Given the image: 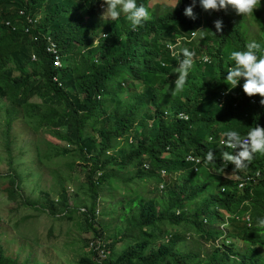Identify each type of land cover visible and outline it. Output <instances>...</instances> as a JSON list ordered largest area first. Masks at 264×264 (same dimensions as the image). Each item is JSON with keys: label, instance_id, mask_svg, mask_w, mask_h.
<instances>
[{"label": "trees", "instance_id": "trees-1", "mask_svg": "<svg viewBox=\"0 0 264 264\" xmlns=\"http://www.w3.org/2000/svg\"><path fill=\"white\" fill-rule=\"evenodd\" d=\"M148 2L136 0L150 18L133 28L123 12L116 21L102 18L104 0H0V112L1 103L7 104L0 121L6 151L0 166H7L0 170L2 189L12 199L20 192L15 153L27 150L15 135L14 121L21 115L32 132V161L41 179L49 171L54 183L44 196L58 197L43 198L35 210L53 221L71 220L82 211L76 197L86 196L84 228L93 236L84 245L97 242L94 247L103 254L111 252L101 259V252L90 247L80 264H264V228L258 227L264 219V180L253 176L264 172V154L256 153L242 171H233L231 163L222 171L221 153L239 149H219L221 133L264 127V106L251 104L242 89L230 88L224 80L234 63L232 51H246L251 41L264 49V40L252 37L248 27L264 28V0L246 16L231 8L216 11L222 32L216 31V18L202 16L207 11L199 0L193 6L196 19L184 15L192 0L162 10ZM197 29L204 33L203 47L195 51L199 58L183 91L174 93L178 75L166 64L183 57L171 47L178 38L192 40ZM49 38L63 66H55L57 52ZM30 62H39L41 70L26 73ZM209 150L216 158L212 162L206 161ZM208 170L221 179L209 195L211 180L200 178ZM75 180L72 207L67 186ZM242 181L244 188L239 187ZM218 209L227 217L225 229L213 227ZM182 225L195 240L181 233ZM200 238L226 248L217 246L202 256L191 242ZM237 241L243 246L233 250ZM23 258L0 240V264H28Z\"/></svg>", "mask_w": 264, "mask_h": 264}, {"label": "rangeland", "instance_id": "rangeland-1", "mask_svg": "<svg viewBox=\"0 0 264 264\" xmlns=\"http://www.w3.org/2000/svg\"><path fill=\"white\" fill-rule=\"evenodd\" d=\"M178 0H149L148 5L152 9H158L162 10L163 8H169L173 9L174 5H177ZM176 7V6H175ZM174 7V8H175ZM106 9V4L101 5L102 13H104ZM204 18L208 16H212L213 18H218V15L216 11L210 12V14L207 12H204L202 14ZM107 14H105L104 19H107ZM209 18V17H208ZM84 19H87L86 16H84ZM214 19V20H216ZM250 35L255 38H262L264 40V36H261L260 33L264 32V28L259 27L257 24H248ZM260 34V35H259ZM259 35V36H257ZM200 32H197V37L190 40L188 37L184 38H178V43L173 45L171 48L175 50L180 51V55L182 56L181 49L187 48L190 51H193L195 53L196 50L202 49V44L199 43L200 41ZM51 41V39L49 38ZM50 47H53V41H51ZM59 52L56 53V56H54V64L57 65V56H59ZM198 54H195L194 61L199 58ZM179 60L175 62V64H166L168 67H172L173 69L178 66ZM62 66L64 65L63 61L61 60ZM41 70V66L39 62H30L29 65L26 66L24 71L26 73H32L33 70ZM175 70V69H174ZM173 70L174 74L179 75ZM58 79V78H56ZM244 78H241L238 87L243 90ZM139 90H142V87L139 88ZM237 91V90H235ZM229 90L227 91L228 94ZM222 97H224V94L220 92ZM128 92H126L123 96L127 97ZM203 100V99H202ZM249 100L251 104L253 105H261L260 100L261 98H258L257 96L249 97ZM33 101H40L38 97H35ZM5 101L1 103L2 111L0 112V121L2 116L5 115V110H7V104L5 105ZM264 106V105H263ZM264 108V107H263ZM242 112V111H241ZM245 115V114H244ZM138 121V120H136ZM221 121L217 122L218 124H221ZM258 125V124H257ZM26 126L22 123L21 115L17 116L16 120L14 121V130L15 135L19 136V141L22 143L25 141L24 148L27 150L23 155L20 149L15 153V168L18 171V174L22 176V180L18 181V184L20 187V192H15L16 199L9 198L7 190L2 189L6 188L5 185H1L0 183V240L2 241L4 248L8 250L10 253L14 252L17 255L20 256H26L27 259L23 258L22 261L28 262V264H80V260L82 257L88 255L89 248H94L98 252H101V259L105 258V256H109L110 253L103 254L102 251L98 250V246L94 247L96 243H89V245H84V241L89 240L92 238L93 234L92 232L87 231L84 228L85 222H84V216H83V210H84V202L87 199L84 195H78L76 198V202L78 205L77 207H81V210L79 213H76L73 215V219H57L53 221V216L39 210H35V207L40 205L43 198L47 199H57V196H51L45 197L44 192L50 191L52 186L54 185L52 176L49 174L48 171L47 174L44 176L43 181L41 179L42 174L40 170L38 169V165L32 161L31 155L34 153H31L32 147H30V141H31V130L25 128ZM137 128V126H135ZM238 131L243 137H246L247 132L250 130L248 128H241V129H235ZM63 131H65V128H63ZM211 132L214 131V129L210 130ZM2 132V123L0 122V156L4 155V152L6 153L2 143L3 138L1 137ZM194 136L197 137L199 132L195 131ZM220 135V141H219V149L224 150L227 148L226 146L220 145L223 140H225V135L221 133ZM42 136V134H40ZM212 134L209 135L211 137ZM206 137V136H205ZM48 138L53 139L50 135ZM208 140V139H207ZM213 140V139H212ZM61 146L67 147V143L61 142ZM7 169V166L1 165L0 170L5 171ZM197 169L202 172V169L197 167ZM163 170V169H162ZM255 173H253L254 175ZM162 175L165 177L166 180L171 181L169 174L167 175L164 171ZM203 176L200 177L201 179H208L211 180L210 187L206 186V193L209 195L213 192L215 186L221 182L220 177H218L216 174H214L212 171L208 170V173L202 174ZM177 176V175H176ZM235 177V176H234ZM198 177L194 176V179L196 180ZM173 179H176L174 177ZM245 182V181H242ZM5 183H8L6 181ZM4 183V184H5ZM79 184L78 180H75L72 182V184H68V195L70 198V204L69 206H74L76 202L75 199V189L77 188V185ZM70 185V186H69ZM162 186V184H160ZM256 185V184H255ZM150 188H153V185H149ZM259 186L256 187L258 190ZM214 192L213 194H215ZM21 194V195H20ZM81 205V206H79ZM114 205L111 204L109 209H113ZM99 211L98 210V215ZM212 214L216 212L215 208H212ZM217 214L219 216V221L213 225L214 228L218 229H225L226 226L223 224V220H225L227 217L223 216L221 212H219V209L217 210ZM55 218H59L56 216ZM203 224L204 218H200ZM205 227L208 226V222L204 224ZM51 227H53V230L50 232ZM179 230L183 235H186L188 237V241L190 238L196 239L195 236L188 230H185V226L182 225L178 227ZM194 236V237H193ZM166 238L164 242H166ZM98 242L103 243L101 239L97 240ZM195 243L193 250L198 251L202 253L206 252H212L214 248L217 246H221L222 249L226 248L222 245L220 241L219 243L215 242H207L203 238L198 239L197 241H191ZM229 240L227 241V243ZM234 243V241H231ZM235 247H233V250L240 249L243 246V243L241 241L235 242ZM119 250V249H118ZM202 256H207L206 254H203Z\"/></svg>", "mask_w": 264, "mask_h": 264}, {"label": "clouds", "instance_id": "clouds-1", "mask_svg": "<svg viewBox=\"0 0 264 264\" xmlns=\"http://www.w3.org/2000/svg\"><path fill=\"white\" fill-rule=\"evenodd\" d=\"M199 3L201 7L208 12H218L220 10L227 11L231 8L237 14L243 16L253 13L255 9L261 6V0H199ZM104 4H106V9L102 14V18L107 14V20L116 21L119 19L121 12H123L131 22L133 28L140 25L142 21H146L150 18L148 9L143 5L138 6L136 0H104ZM195 4L196 0H192V4L185 8V16L196 19L193 12V6ZM175 6L176 5H174L173 8ZM214 25L217 32H222V20H215ZM198 31L200 32L201 38L203 37L204 33L202 29H197L193 30L191 33L193 38L197 37ZM51 41L53 40L51 39ZM245 47L247 49L246 51L231 52L230 59L234 63L232 67L227 69V75L224 80L230 88H234L238 85L240 79L244 78V83L242 85L244 93L249 97L259 95V97H261L260 104L264 105V54L257 55L258 52L264 53V49H262L261 45L256 41L248 42ZM56 48V43L53 41L52 50L58 52ZM181 53L183 58L179 60L178 66L174 70L179 74L174 81V93L183 91L187 83L189 72L193 68L195 62V53L193 51L182 48ZM32 60H36L35 55H33ZM202 60L205 63L210 62V57L204 56ZM55 62H57L58 66H62L61 55L57 56ZM225 137L226 139L223 140L220 145L226 146L228 149L232 150L239 149V151L235 153L223 151L221 153V159L223 161L222 171H224V168H226L229 163L234 165L233 171H242L248 167L256 153L264 154V127L262 126L257 125L252 128L247 132L246 137L243 138L241 134L235 130L227 131ZM212 139V137H208V142L211 143ZM215 159L214 153L209 150L206 155V161L212 162ZM197 163H200V161H197ZM253 176L256 181L258 178L264 180V172L261 170L257 171ZM245 186L246 182H240V188H244ZM258 227L264 228V219H259Z\"/></svg>", "mask_w": 264, "mask_h": 264}]
</instances>
